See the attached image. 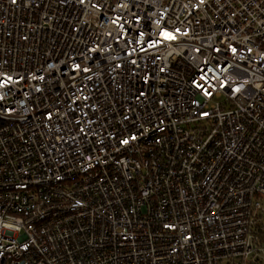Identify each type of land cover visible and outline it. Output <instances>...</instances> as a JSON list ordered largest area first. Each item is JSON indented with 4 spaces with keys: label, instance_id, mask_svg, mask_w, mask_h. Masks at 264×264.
<instances>
[{
    "label": "built area",
    "instance_id": "2783aa9c",
    "mask_svg": "<svg viewBox=\"0 0 264 264\" xmlns=\"http://www.w3.org/2000/svg\"><path fill=\"white\" fill-rule=\"evenodd\" d=\"M0 80V264H264V0H0Z\"/></svg>",
    "mask_w": 264,
    "mask_h": 264
},
{
    "label": "snow or ice",
    "instance_id": "6c2138e0",
    "mask_svg": "<svg viewBox=\"0 0 264 264\" xmlns=\"http://www.w3.org/2000/svg\"><path fill=\"white\" fill-rule=\"evenodd\" d=\"M201 2H202V0H201ZM79 3H80V4H84V0H79ZM91 6H92V7H95V8H98V7H99V6L96 5V4H92ZM117 6L119 7L120 5H117ZM113 23H115V21H113ZM121 27H122V26H121ZM176 31H179V29H177ZM140 35H143V33H141ZM160 36H161L164 40H174V39H175V36L172 35V33H170V32H165V31H163V30L161 31ZM135 42H136V43H139V40H137V41H135ZM157 43H160V41H157ZM229 47H230L231 52H232L233 54H235V53L237 52V49H236L235 47H231V46H229ZM143 50H144V49H141V51H143ZM217 51H219V50H217ZM248 51L250 52L251 49H248ZM133 63H135V61H133ZM77 70H79L80 72H85V73L90 71V69H89L88 67H82L81 64H78V63L73 64V66H72V73H73L72 79H73V80H74V79L76 78V76L79 74V73L77 72ZM161 70H163V69H161ZM85 78H86V79H91L90 76L85 77ZM40 79H43V77H40ZM7 80H11V77H7ZM5 83H6V81L0 80V87L4 86ZM197 87H200V85H197ZM221 87H223V84H221ZM236 90H238V89H233V91H236ZM205 94H206V95H210L211 93H209V92H205ZM140 95H144V93L141 92ZM83 99H87V97H83ZM4 110L7 111V109H4ZM49 118H51V113H49ZM81 131H83V129H81ZM133 139H134V137H133ZM127 142H128L127 140H121V141H120V143H122V144H126Z\"/></svg>",
    "mask_w": 264,
    "mask_h": 264
}]
</instances>
